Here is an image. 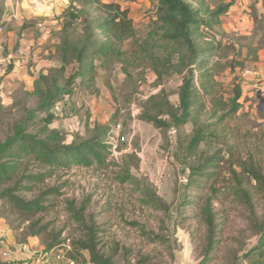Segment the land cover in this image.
Masks as SVG:
<instances>
[{"label": "rangeland", "instance_id": "obj_1", "mask_svg": "<svg viewBox=\"0 0 264 264\" xmlns=\"http://www.w3.org/2000/svg\"><path fill=\"white\" fill-rule=\"evenodd\" d=\"M5 1L0 0V137L20 119L24 108L34 107L30 94L38 74L59 65L54 54V34L66 21L68 3L54 1L57 13L46 16L45 9L35 2L26 0L21 6L24 0H7V5ZM98 1L115 2L128 10L135 30L134 43L128 41L122 46L128 55L139 45L155 39L149 37L155 3ZM186 1L208 10L230 4L228 13L220 17L212 30L201 31L199 42L206 40L221 45L220 63L228 67L216 79L224 98L231 97L234 85L240 86L239 111L212 128L193 155L187 156L183 151L193 130L203 123L212 125L215 119L203 115L198 122H189L176 132L159 130L138 120L141 103L161 91L172 105H177L181 76L171 74L158 83L149 69H130L137 80L132 83L137 91L127 105L122 97L125 78L120 66L99 68L96 61L95 86L81 89L58 104L49 127L62 132L70 143L74 134L84 136L94 123L108 126L113 136L107 141L114 143L115 148L103 167L56 171L43 185L35 186L27 198L48 189L58 193L49 198V209L44 214L26 221L11 210H4L5 214L0 215L1 225L10 232L16 245L28 247V242L34 240L36 246L29 251L37 254L39 248L44 249L43 237L29 236L31 227L36 225L34 229L47 227L48 233L61 234V249L65 251L91 229L104 253L117 248L115 264H199L207 244L206 229L198 209L182 210V207L187 194L207 198L210 193L207 184L200 190L187 191L185 186L192 168L196 169L207 158L217 157L220 159L218 193L212 203L217 244L209 251L210 259L205 264H249L243 256L256 245L260 228L264 226V3L262 0ZM23 23L31 27L17 38L18 25ZM153 51L165 55L161 48ZM244 70L255 72L256 76L243 77ZM119 105L125 109L111 118ZM253 171L261 175L262 184L253 180ZM122 177L129 180L122 184L119 182ZM244 192L253 206L252 217ZM145 196L160 204H144L149 199ZM7 252L13 251L9 248Z\"/></svg>", "mask_w": 264, "mask_h": 264}, {"label": "trees", "instance_id": "obj_2", "mask_svg": "<svg viewBox=\"0 0 264 264\" xmlns=\"http://www.w3.org/2000/svg\"><path fill=\"white\" fill-rule=\"evenodd\" d=\"M67 1L66 21L54 34V54L59 65L49 68L46 73L38 74L30 94L34 107L24 108L20 119L12 124L7 134L0 137V210H3L0 212L1 216L5 214L4 210H11L18 217L28 221L44 214L49 209V198L58 193L54 189H48L39 192L35 197L27 198L28 194H33L35 186L43 185L56 171L68 172L76 167L105 166L107 158L112 154L113 145L107 141L113 136L110 127L94 123L86 130L84 136L74 134L70 143L66 142L62 132L49 127L55 119L53 112L58 104L81 89L88 90L95 86L96 61L99 62V68H105L107 65L110 68L113 64L120 66L125 78L122 97L127 105L131 103L133 93L137 91V88L132 86L137 80L130 73V69H149L158 83L171 74L181 76V85L176 93L177 105H172L168 96L161 91L141 103L138 120L159 130L173 129L176 132L189 122H198L203 115L215 119L214 124L203 123L193 130L183 151L187 156L193 155L214 130L212 128L220 126L242 106L240 86L234 85L231 97L224 98L221 84L216 79L218 74L228 67L220 63L221 45L206 40L199 42L202 38L201 31L212 30L220 17L228 13L230 4L208 10L194 7L186 0H146L155 3V19L152 22V35L149 37L156 40L139 45L137 50L128 55V51L123 50L122 46L128 41L134 43L135 30L127 9L115 2ZM262 1L264 3V0ZM30 27L31 25L23 23L17 38ZM156 48H161L165 55H156L153 51ZM95 92L98 94V89H95ZM114 101L116 103V100ZM123 109L125 107L119 105V109L111 118H115ZM37 126L38 130L32 131ZM219 164V158H207L202 165L191 169L185 186L187 191L189 188L200 190L207 184L206 190L210 193L207 198L187 194L182 207V210H189L191 207L198 209L206 229L207 244L204 258L199 264H205L210 259L209 251L217 244L212 203L218 193L216 183ZM251 175L255 182L262 184L259 173L253 171ZM128 180L129 177H122L119 182L124 184ZM145 198L149 199H145L144 204H160V201L154 198ZM243 198L252 217L253 206L247 192L243 193ZM83 210L84 208L81 212ZM74 215L78 216V213ZM34 227L36 225L31 227L29 236L43 237L44 254L53 252L52 255H55L61 250V234L48 233L47 227ZM71 246L73 249L70 248L67 252L73 254L71 260L75 263L78 257L87 254L90 264H115L117 248L109 254L104 253L91 229ZM243 258L249 264H264V226L260 228L256 245Z\"/></svg>", "mask_w": 264, "mask_h": 264}, {"label": "crops", "instance_id": "obj_3", "mask_svg": "<svg viewBox=\"0 0 264 264\" xmlns=\"http://www.w3.org/2000/svg\"><path fill=\"white\" fill-rule=\"evenodd\" d=\"M54 1H58V0H27V2H30V3L35 2L39 5H41L43 7V9H45L44 11L46 12L45 13L46 16H49V15L54 16L52 14L57 13L58 7H56V9H55V7L53 6V3H55ZM24 2H26V0L21 2V6H23ZM5 4L6 5L8 4L7 0L5 1ZM7 19H9V18H7ZM18 26H19L18 27V31H19V28L22 26V24L18 25ZM58 27H57V29H58ZM26 30H24V31H26ZM15 245L16 244L14 243V240L11 237L10 232L1 225V221H0V252L1 251H7V250H9V248H11L13 251V252H9L10 258L8 260H3L0 258V264H31V261L29 260L31 255H33L32 257H37V256L43 255L45 264H66L65 261H56L52 255L53 253H49V254L45 253L44 254L43 248H39V250H38L39 253H37V254H36V251H33V250H32V252L29 251L28 249L31 250L34 246H36V243L34 240H31L28 242V247H26V246L24 247L21 245L15 246ZM69 253L70 252L66 253V257H67V259L71 260L72 259L71 255H73V254H69ZM75 264H90V263H89L87 255L83 254L81 257H78Z\"/></svg>", "mask_w": 264, "mask_h": 264}, {"label": "built area", "instance_id": "obj_4", "mask_svg": "<svg viewBox=\"0 0 264 264\" xmlns=\"http://www.w3.org/2000/svg\"><path fill=\"white\" fill-rule=\"evenodd\" d=\"M1 32H2V27H0V34H1ZM242 76L243 77L256 76V73L255 72H252L250 70H244L242 72ZM65 99H67V97ZM109 138H112V136H110ZM121 140H123V139H121ZM109 143L113 145L112 146V150H113L115 148V144L112 143V142H109ZM69 250H70V248L68 247V248H66V251H64L62 249L59 250V251H57V253L55 255H53L54 259L56 261H65L66 264H75L74 261L69 260V259L66 258V255L65 254ZM50 253H53V252H50ZM32 256L33 255H31L30 256V259H29L31 261V264H45L44 263V256L43 255L37 256V257H32ZM0 258L3 259V260H8L10 258L9 252H7V251L1 252Z\"/></svg>", "mask_w": 264, "mask_h": 264}]
</instances>
